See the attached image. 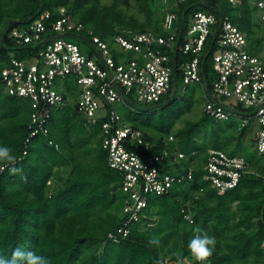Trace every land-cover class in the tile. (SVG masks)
<instances>
[{
    "label": "trees",
    "instance_id": "trees-1",
    "mask_svg": "<svg viewBox=\"0 0 264 264\" xmlns=\"http://www.w3.org/2000/svg\"><path fill=\"white\" fill-rule=\"evenodd\" d=\"M132 1L140 3L145 14L143 21L125 10ZM225 5L226 0H188L180 5L178 23L183 26L184 35L191 12L213 8L227 17ZM61 7L86 31L92 30L94 36L109 43L114 58V38L118 35L127 36L131 31L169 36L164 29L163 0H113L110 6L102 5L100 0H0V144L10 147L16 156L15 164H0V254L10 258L16 248L35 251L46 257L48 264H177V257L185 264H198L188 251L187 242L193 230L200 228L216 240L208 264H264L263 158L247 159L251 172L224 196L202 181V164L206 163L208 151H227L236 156L232 141L242 142L250 124L243 129L233 118L225 128L221 125L224 122L204 111L199 120L187 121L178 130L180 117L162 113L158 122L149 120L142 124L136 116L137 102L122 106L127 110L124 122L135 132H142L148 143L146 147L137 141L129 142L130 150L144 158L169 152L170 156L157 165L162 173L186 174L189 168H197L194 181L176 184L166 195L149 196L148 207L141 213L144 217L132 222L126 238L119 232L130 218L123 213L128 197L123 193V176L111 166L104 148V121L92 125L78 111L74 100L79 97V87L74 78L68 77L64 84L63 106L51 110L47 133L41 131L32 136L33 109L28 100L5 93L1 71L13 59L33 60L43 48L19 46L11 32L26 29L46 13L56 19ZM21 21L23 24H19ZM85 32L77 35L82 42ZM173 57L177 60L179 89L180 63L190 57L181 51L173 52ZM207 63L204 69L209 74ZM175 92L173 85L172 93L157 105L166 107L164 104ZM177 97L178 92L169 107ZM237 108V112L244 111L241 106ZM178 152L186 158L175 164ZM10 167L20 171L13 174ZM65 167L71 171L63 180L60 170ZM55 179L64 183L52 187ZM200 188L205 192L195 202L193 194ZM184 210L192 211L193 225L185 220ZM239 212L241 216L237 218ZM111 234L118 240L110 238ZM150 239L158 243L149 245Z\"/></svg>",
    "mask_w": 264,
    "mask_h": 264
},
{
    "label": "built area",
    "instance_id": "built-area-1",
    "mask_svg": "<svg viewBox=\"0 0 264 264\" xmlns=\"http://www.w3.org/2000/svg\"><path fill=\"white\" fill-rule=\"evenodd\" d=\"M187 1L163 0L167 37L131 31L126 33L127 36H116V58L109 43L94 36L92 30L86 31L85 26L75 22L65 7L57 10L56 19L46 13L26 29L11 32V38L19 46L43 47L33 60L13 59L1 71L5 93L28 100L33 109L32 136L41 131L47 133L51 110L64 104L62 93L68 77L74 78L79 87L78 111L92 125L104 121V148L108 151L111 166L121 172L123 193L128 196L123 213L130 218L119 231L123 238L129 236L132 222L144 217L141 213L148 207L149 196L166 195L176 184L195 179V167L189 168L186 174L161 172L157 165L170 156L169 152L144 158L130 150L129 144L136 141L146 147L148 143L142 132H135L124 122L116 108L117 105L131 104V101L157 105L172 93L173 85L177 92V60L173 52L181 51L190 57L180 63L181 85L184 92L191 85H201L204 111L208 116L224 123L237 118L243 129L251 122L258 124L255 144L264 160V60L250 53L247 36L239 27L212 11L191 12L190 24L184 35L183 26L178 23V9ZM229 2L238 6L245 0ZM258 7L264 10V1H259ZM84 32L86 36L82 40L88 50L68 39H78L77 35ZM211 55L212 75L206 74L204 69ZM225 100H233L235 105H227ZM239 106L244 111L237 112ZM206 156V163L202 164V181L216 190L219 196L236 189L243 177L251 172L243 156H230L214 149L209 150ZM185 158L183 153H176L175 164ZM204 192L200 188L193 194L194 201L198 202ZM183 213L185 220L193 225L192 211L184 210ZM109 237L118 240L114 234Z\"/></svg>",
    "mask_w": 264,
    "mask_h": 264
},
{
    "label": "rangeland",
    "instance_id": "rangeland-1",
    "mask_svg": "<svg viewBox=\"0 0 264 264\" xmlns=\"http://www.w3.org/2000/svg\"><path fill=\"white\" fill-rule=\"evenodd\" d=\"M102 5H112L113 0H100ZM259 1L262 0H247L243 2V4L238 6H233L230 4L229 0H226V5L224 6L225 13L227 18L231 21L238 23L242 32L247 36L248 39V50L251 54L257 56L259 59L264 60V21H263V14L264 10L258 7ZM264 1V0H263ZM128 14L136 16L138 20L143 21L145 19V14L141 12L140 3L132 1L131 6L129 8H125ZM191 14H189V24H190ZM189 26V25H188ZM69 40L75 41L76 43L83 46L86 50H88V46L84 44L80 39L76 37H68ZM15 55V54H14ZM212 55L208 59L207 65L209 68L212 65ZM212 75V72H210ZM178 97L175 101L174 105L169 107H156V105H146V104H138L136 109V116H138L139 121L144 124L149 122V120H154L158 122L160 119V115L165 114L168 117H177L179 118L177 129H181L185 127L187 121H197L203 116L204 112V96L203 90L200 84H194L187 88L184 92V88L180 85L179 89L177 90ZM172 97V96H171ZM78 98L75 97L74 102L77 103ZM234 101L225 100V103L234 104ZM189 106H191V112H189ZM117 110L121 112V116L124 120L127 119L126 112L127 110L122 106H117ZM245 114V112H243ZM234 122L238 123L240 126V121L235 118ZM224 125L225 128L231 125L230 122L221 123ZM258 129V124L255 122H251L249 125V129L247 131V135L244 137V140L239 143L238 139L235 141L233 139V146L232 148L237 150L235 153L236 156H243L247 159L254 160L258 156V152L256 149L255 144V130ZM231 133V132H230ZM202 133L201 135H203ZM226 134H229L228 132ZM235 138V137H234ZM236 139V138H235ZM227 152V151H226ZM229 154V152H227ZM231 155V154H229ZM71 168L65 167L64 169L60 170V177L65 180ZM57 181L56 179L53 181V185H62L64 181ZM122 200V198H121ZM123 201V200H122ZM235 206V205H234ZM235 210V207L233 211ZM114 212V211H113ZM239 215L237 218H239ZM264 259V258H263ZM262 259V260H263ZM264 261V260H263ZM190 264V263H187Z\"/></svg>",
    "mask_w": 264,
    "mask_h": 264
},
{
    "label": "clouds",
    "instance_id": "clouds-1",
    "mask_svg": "<svg viewBox=\"0 0 264 264\" xmlns=\"http://www.w3.org/2000/svg\"><path fill=\"white\" fill-rule=\"evenodd\" d=\"M15 161L16 156L13 154L12 149L6 145L0 144V164L13 165L15 164ZM9 170L13 174L20 171L16 167H10ZM148 243L149 245H153L158 242L150 239ZM215 245V237L200 228H195L193 230V235L187 242L188 251L198 264H208V257H210L215 251ZM0 264H48V261L46 257L37 254L35 251H24L20 248H16L12 252L10 258L6 255L0 254ZM177 264H185V261L182 258L177 257Z\"/></svg>",
    "mask_w": 264,
    "mask_h": 264
},
{
    "label": "water",
    "instance_id": "water-1",
    "mask_svg": "<svg viewBox=\"0 0 264 264\" xmlns=\"http://www.w3.org/2000/svg\"><path fill=\"white\" fill-rule=\"evenodd\" d=\"M207 9H208V11L215 12V13L218 14L222 19H224V16L221 14L220 11H218V10H216V9H213V8H207ZM19 24H23V22L21 21V22H19ZM220 28H221V25L219 26V28H218V30H217V33H219ZM181 33H182V30H181ZM4 38H5V36L3 37L2 41L4 40ZM215 40H216V37H215L214 40H213V44H214ZM2 43H3V42H2ZM209 55H210V53H208V56H209ZM176 96H177V92L174 93L172 99L169 100L168 102H166V103L164 104V106H168V105H170V103L172 102V100H174V99L176 98ZM156 107H161V106H156Z\"/></svg>",
    "mask_w": 264,
    "mask_h": 264
},
{
    "label": "crops",
    "instance_id": "crops-1",
    "mask_svg": "<svg viewBox=\"0 0 264 264\" xmlns=\"http://www.w3.org/2000/svg\"><path fill=\"white\" fill-rule=\"evenodd\" d=\"M263 1V0H262ZM256 123V122H255ZM259 130V126H258V129L257 130H255L256 132H255V136H256V133H257V131ZM258 156H259V154H258ZM260 157V156H259ZM245 158V157H244ZM247 159V158H246Z\"/></svg>",
    "mask_w": 264,
    "mask_h": 264
}]
</instances>
